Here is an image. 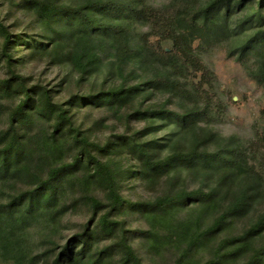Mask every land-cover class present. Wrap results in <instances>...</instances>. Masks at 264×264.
<instances>
[{"label": "rangeland", "instance_id": "rangeland-1", "mask_svg": "<svg viewBox=\"0 0 264 264\" xmlns=\"http://www.w3.org/2000/svg\"><path fill=\"white\" fill-rule=\"evenodd\" d=\"M34 1L0 0V133L9 132L10 124H14L17 129L14 141L16 146H23V150L29 152L28 160L31 151L41 150L40 142L56 126L60 108L65 110L66 119L60 124L61 132L57 133L60 139L57 155L60 157H56L57 161H44L33 153L29 159L33 168L44 174L47 167L70 164L82 150L81 141L77 139L85 138L92 144L88 147L90 152L114 173L119 194L124 200L114 218L123 223L137 256L144 264H176L180 247L173 243L154 244L145 238H166V234L168 238H176L177 232L181 231L179 226L182 227L185 222L191 225L186 232V238H190L197 226L204 228L217 219L231 197L220 198L222 201L216 210L192 203V209L185 207L180 212L171 210L166 215H154L147 204L156 198L172 196L183 189L190 192L199 185L207 187L214 178H208V172L201 169L181 164L170 167L168 175L155 182L144 181L136 173L139 164L128 152L127 145L139 137L149 146L155 145L154 153L164 157L172 153L171 147L165 144L169 140L177 142L182 136L177 144L185 146L188 152L198 146L193 137H202L204 133L201 131L206 129L214 132L218 139H232L233 145L239 146L244 158V168L239 169L240 172L254 176L250 171L259 175L258 171L264 179V170L257 168L262 152L261 142H264V87L250 76L256 67L254 53L248 52L238 59L237 51H233L235 45L253 29L236 36L231 34L230 37L193 33V39H190L193 28L188 26L189 23L181 24L180 21L190 18L193 11L208 0H111L127 3L134 13L132 10L126 13L132 17L114 19L113 10L105 9L94 13L91 20L119 26L118 40L127 39L131 49H137L136 45L142 46L140 59L145 63L139 69L133 60L126 59L120 63L118 70L111 63L115 62L112 59L116 54L115 45L107 37L102 41L101 61L95 62L90 69L86 67L89 71L84 74L69 62H63L62 56L69 47V40L57 37V43H52L54 27L52 24L48 26L42 16L37 15ZM38 1L78 5L88 0ZM260 1L264 8V0H248L242 7L234 8L228 15V29L254 11ZM259 28L263 30L264 25ZM154 57L164 59L165 63L168 60V63L172 62L168 70V83L172 89H150L141 83L144 78L163 73L158 65L161 62ZM119 84L126 87L142 84L144 89L130 95L121 106L91 103L95 96ZM45 93L53 107L47 105ZM160 108L179 113L190 108L201 111L188 133L184 134H178L171 122L167 124L162 119L149 116L141 118L134 113L135 110L143 112ZM76 131L79 132L77 139ZM207 146L201 145L200 148ZM87 161L82 155L77 167L60 171L57 180H53L57 206L60 210L65 209L61 215L52 221V213L36 212L33 222L25 229L21 228L23 223L1 228L0 264H13L14 252L35 257V264H52L60 247L70 238H81V234L93 240L89 253L117 240L120 232L108 237L113 238L110 241L96 242L106 237L95 228L99 214L92 213L85 197L103 198L104 191L97 184L82 178L81 173L88 170ZM20 178L22 180L0 181V204H4L10 195L25 190L27 180ZM245 183L234 186L233 191L237 192ZM141 203L145 206L139 207ZM57 206L55 210H59ZM263 208L264 198H255L245 214L226 221L212 238L240 234L257 219ZM147 230L156 232L157 236L142 232ZM213 247L210 241L194 250L185 264H204L213 260ZM73 248L77 250L79 246ZM119 257L120 254L115 255L112 264H118ZM241 262L242 258L233 264Z\"/></svg>", "mask_w": 264, "mask_h": 264}, {"label": "trees", "instance_id": "trees-1", "mask_svg": "<svg viewBox=\"0 0 264 264\" xmlns=\"http://www.w3.org/2000/svg\"><path fill=\"white\" fill-rule=\"evenodd\" d=\"M246 1L248 0H208L193 11L190 18L181 20L180 23L185 22L186 25L189 23L188 26L193 28L190 39H193V33L228 35L230 37L231 34L236 36L247 29H253L250 34L235 45L233 51H237L238 59L248 52L254 53L256 67L250 72V76L264 87V29L259 28L264 25V13L262 12L264 8L261 1L258 2L254 11L240 18L231 29L227 27L228 15L233 12L234 8L242 7ZM33 5L36 8L37 15L42 16L41 18L48 26L53 25L52 32L55 35L51 36V41L54 45L58 41L57 37L69 40V47L64 56H62V60L65 63L69 62L80 72L87 73L89 70H86V67L90 69L95 62L101 61L100 50L103 46L102 41L103 38L107 37L111 38L115 45L116 54L112 58L115 62H111L113 66L115 65L119 70L120 63L127 59L133 60V63L136 67L139 66V69L143 68L145 61L140 59V53L143 52L142 46L136 45L137 49H131L127 39L118 40L117 34L121 31L119 26H114L108 22L99 24L91 20L94 13L102 12L105 9L113 10L114 19L131 18L132 16L126 13L128 10H132L127 3L121 1L113 2L111 0H88L78 5H60L56 2L44 3L35 0ZM132 12L134 13L133 10ZM52 49L54 51L55 46ZM157 59L161 62L158 65L163 70V73L144 78L141 83L147 85L150 89H172L168 83V70L172 62L168 63V60L165 63L164 59L159 57ZM85 60L86 63L84 62ZM143 89L142 84H133L127 87L119 84L101 92L97 95L99 97L95 96L91 103H95L97 106L109 104L121 106L128 100L130 95L133 96L140 93ZM45 96H47L48 100L47 105L53 107L54 105L49 101L47 93H45ZM26 97H29L28 93H26ZM200 111L201 109L190 108L179 113L160 108L147 109L143 112L135 110L134 113L141 118L149 116L162 119L167 124L171 122L176 126L178 134H184L188 133ZM57 115L59 119L56 126L40 142L39 147L41 150L31 151L30 157H32L33 153H37L44 161L47 159L57 161L56 157H60L57 155L60 140L57 138V133L61 132L60 124L66 119L65 110L60 108ZM11 118L13 119V115ZM15 127L14 124H10L9 132L0 133V181H12L23 177L27 180L26 184L28 185L24 186L25 190L15 195H10L4 204H0V230L4 225L11 227V225L17 223H23L21 228L25 229V226H29L33 222L36 212L48 211L52 213V221L58 215H61V211H65V209L60 210L57 206L56 185L54 186L53 180H57V174L60 171L70 167H77L82 155H85L88 160V170L81 173L82 178L97 184L104 191L103 198L96 196L85 197V203L89 206L92 213L99 214L95 228L102 231L106 237L99 238L96 242L110 241L113 238L108 237L117 235L119 232L120 234L116 238L117 240L105 244L98 250L96 249L95 252L90 253L89 250H91L93 245L92 238H84V234H81V238H70L67 243L60 247L57 256L53 258L52 264H112V259L117 254H120V262L118 264H144L132 248L123 223L114 218L115 212L120 210L124 200L119 194L111 168L90 152L88 147L92 144L88 143L85 138L77 139L79 132L76 131L75 138L77 141H81V156L75 155L70 164H59L61 167L59 165L47 167L43 174L39 169L33 168L32 161L29 160L30 157L26 160L29 152L23 150V146H16L14 140H16L17 129ZM201 132L204 133L202 137L200 135L193 137L195 144H198V146L196 145L188 152L185 146L177 144L183 139L182 136L178 138L177 142L169 140L165 144L171 147L172 153L164 157L154 153L155 145L149 146L148 142L140 141L139 137L134 138L127 145L128 152L133 155L139 164L136 173L144 181L155 182L161 177L168 175L170 167L181 164H185L191 169H201L208 172L206 173L208 178H214L207 187L199 185L190 192L183 189L175 195L156 198L147 204L150 206L149 211L154 215H166L171 210L180 212L182 209H192L190 206L192 203L216 210L218 203L222 201L220 198L231 197L220 212L219 217L204 228L197 226V230L192 232L194 233L193 235L188 234L190 238H186V232L189 227L191 228V225H189V222H185L182 227L179 226L181 231L177 232L176 238H168L166 234V238L145 239L151 240L154 244L173 243L180 247L181 251L176 264H185L194 254V250L210 241L214 246L215 258L204 264H233L234 261L241 258V264H264V208L257 219L240 234L230 237L226 236L221 239L212 238L218 234L220 227L226 221L245 214L255 198H264V179L261 178L262 174L256 171L259 173L258 175L252 170H247L254 174L252 176L239 171V169L244 168L243 152L238 145H233L232 139H218L214 132L206 129ZM6 139L7 141H5ZM17 140L19 141V139ZM201 145H214V147L200 148ZM261 147L262 152L257 163V168L260 171L264 170V142H261ZM245 181L246 183L243 184L240 190L237 192L233 191L232 188L234 186H239L240 183ZM33 184L35 188H33ZM220 193L221 197H219ZM56 206L60 211L54 209ZM141 206L145 205L141 203L139 207ZM142 232L149 236H157V233L151 230ZM71 242L74 244L71 245ZM74 245L76 247L79 246V248L74 250ZM13 259V264H35V257L27 254L24 256L14 252Z\"/></svg>", "mask_w": 264, "mask_h": 264}]
</instances>
